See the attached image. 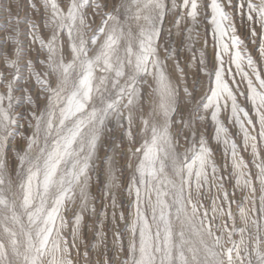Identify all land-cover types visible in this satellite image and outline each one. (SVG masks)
Returning a JSON list of instances; mask_svg holds the SVG:
<instances>
[{
  "label": "snow or ice",
  "instance_id": "1",
  "mask_svg": "<svg viewBox=\"0 0 264 264\" xmlns=\"http://www.w3.org/2000/svg\"><path fill=\"white\" fill-rule=\"evenodd\" d=\"M27 6L0 9V264H264V0Z\"/></svg>",
  "mask_w": 264,
  "mask_h": 264
},
{
  "label": "rangeland",
  "instance_id": "2",
  "mask_svg": "<svg viewBox=\"0 0 264 264\" xmlns=\"http://www.w3.org/2000/svg\"><path fill=\"white\" fill-rule=\"evenodd\" d=\"M11 3V7H12V15L16 16L18 8L17 5H19V17L21 19H23V17L29 13V8L27 6V0H0V9H3L5 7L8 6V4ZM6 14L0 10V36L5 34V29L8 27L7 23H6V19H5ZM97 23H99V20H97ZM202 36H201V40L200 42H198L195 47L199 48L202 46L203 44V40L206 38L208 41L207 44V54L209 56V58H211L212 54H213V38H212V34L211 31L209 29L207 36L204 37L203 36V29H200ZM251 45H249V48L251 49ZM237 79H239V77H237ZM203 90H201L202 92ZM222 118H223V114H222ZM213 131L212 127L209 125L208 127V132L211 133ZM230 131H234L230 128ZM211 147L214 150L215 153V160L218 163V165H222L224 163L223 160V148L220 145L215 144V142L213 141L211 143ZM245 156V159L248 160L250 159L249 155L247 153H242ZM92 195L95 196L97 194V189L96 187H92L91 189ZM239 195V194H238ZM235 207V206H234ZM86 240H91L92 236L91 234H88L85 237Z\"/></svg>",
  "mask_w": 264,
  "mask_h": 264
}]
</instances>
